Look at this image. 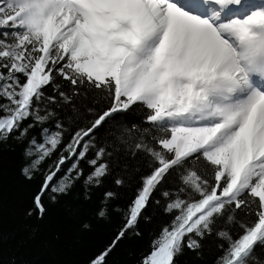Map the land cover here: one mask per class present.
<instances>
[{
  "label": "snow or ice",
  "instance_id": "1",
  "mask_svg": "<svg viewBox=\"0 0 264 264\" xmlns=\"http://www.w3.org/2000/svg\"><path fill=\"white\" fill-rule=\"evenodd\" d=\"M57 76L74 86L73 95L95 89L113 102L64 145L68 156H60L35 197L41 214L47 191L66 194L82 174L73 164L56 183L67 159L86 158L85 137L142 105L159 147L135 144L155 165L117 240L136 227L161 181L181 172L179 192L187 199L163 192L174 219L141 264H175L185 248L198 252L225 218L238 238L216 233L227 243L216 264H251L264 247V0H0V141L17 133L22 140L51 118L41 106L55 102L45 93L60 89ZM56 128H42V142L29 141V179L63 143L62 125ZM103 155L100 149L88 161L86 184L107 174L108 165L98 163ZM234 209L244 218L230 214ZM110 251L92 264H105Z\"/></svg>",
  "mask_w": 264,
  "mask_h": 264
},
{
  "label": "trees",
  "instance_id": "2",
  "mask_svg": "<svg viewBox=\"0 0 264 264\" xmlns=\"http://www.w3.org/2000/svg\"><path fill=\"white\" fill-rule=\"evenodd\" d=\"M56 79L60 89L48 88L45 93L48 97L54 96L55 102L46 101L41 106L52 113L51 118L45 124L31 128L22 140L16 139L17 133L0 141V264H92L109 248L111 251L105 257V264H141L151 251L152 241L174 219L173 214L165 211L169 200L163 192L171 193L172 199L176 195L187 199L179 192L184 187L180 179L183 173L173 172L161 181L142 209L136 227L117 240L129 206L155 165L152 157L144 150H137L135 144L143 141L159 147L154 145L153 129L147 122L149 110L134 105L128 111L116 114L115 122L109 120L94 130V134L85 137L84 142L89 145L86 158L67 159L56 183L68 174L73 164L78 165L82 174L66 194L47 191L42 196L45 211L41 214L36 208L35 197L40 193L45 176L55 170L60 156H68L64 145L71 142L77 131L90 127L96 116L113 102L112 96L95 89H80L73 95V85L62 77ZM60 91L71 98L70 102H65ZM0 103L6 101L0 99ZM57 123L62 125L63 143L29 179L24 174V169L34 159L26 155L29 141L35 137L42 142V128L55 132ZM100 149H104V155L98 163L107 164L108 172L99 184H86L85 180L93 172L88 161L95 159ZM200 163L206 164L202 160ZM117 179L122 183L117 185ZM109 192L113 195L106 197ZM101 209L105 212L103 217L98 214ZM230 214L237 219L244 218L240 209H234ZM218 231H229L238 238V229L234 230L226 218L219 220L213 233L200 241L198 252L185 248L176 257L175 264H216L224 254L221 245L227 247L216 234ZM251 264H264V247L255 249Z\"/></svg>",
  "mask_w": 264,
  "mask_h": 264
}]
</instances>
